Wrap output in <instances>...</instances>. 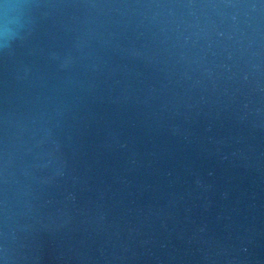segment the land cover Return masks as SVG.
I'll use <instances>...</instances> for the list:
<instances>
[{"label":"water","instance_id":"95a60500","mask_svg":"<svg viewBox=\"0 0 264 264\" xmlns=\"http://www.w3.org/2000/svg\"><path fill=\"white\" fill-rule=\"evenodd\" d=\"M31 2L0 54L16 264H264V3Z\"/></svg>","mask_w":264,"mask_h":264},{"label":"clouds","instance_id":"9594fccd","mask_svg":"<svg viewBox=\"0 0 264 264\" xmlns=\"http://www.w3.org/2000/svg\"><path fill=\"white\" fill-rule=\"evenodd\" d=\"M38 6L31 0H0V54H8L17 42L27 40L32 34V10ZM4 239L0 245V264H16L17 258L7 243L6 232Z\"/></svg>","mask_w":264,"mask_h":264},{"label":"snow or ice","instance_id":"6c2138e0","mask_svg":"<svg viewBox=\"0 0 264 264\" xmlns=\"http://www.w3.org/2000/svg\"><path fill=\"white\" fill-rule=\"evenodd\" d=\"M261 3H264V0H261Z\"/></svg>","mask_w":264,"mask_h":264}]
</instances>
